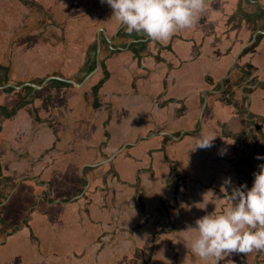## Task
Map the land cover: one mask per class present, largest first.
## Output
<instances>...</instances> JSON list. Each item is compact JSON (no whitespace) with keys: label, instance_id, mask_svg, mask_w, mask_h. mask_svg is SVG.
Masks as SVG:
<instances>
[{"label":"crops","instance_id":"1","mask_svg":"<svg viewBox=\"0 0 264 264\" xmlns=\"http://www.w3.org/2000/svg\"><path fill=\"white\" fill-rule=\"evenodd\" d=\"M261 5L264 0H210L196 28L178 31L171 43L178 42L157 49V41L140 33L134 38L119 22L100 18L84 26L74 23L75 18L54 15L79 29L70 37L68 30L73 29L64 30L54 17L51 24L31 31L26 28L29 11L21 15L18 0L0 2V264H208L187 247L198 235L189 228L196 227L198 218L231 206L221 191L225 180L231 179L228 194L242 186L238 177L250 189L253 173L264 164L257 159L264 157V145L254 140L248 144L255 125L240 128L230 118L237 106L246 111L244 96L256 84L257 73L264 80V19H258L253 34L259 37L257 45L252 44L253 32L243 28L244 20H257ZM225 13H234V21ZM75 43L88 54L76 65L71 56ZM113 47L123 50L112 54ZM236 53L248 54L245 68L248 59L253 65L246 71L238 62L222 93L209 95L200 126L203 91L229 74ZM98 57L101 65L94 66ZM155 68L157 86L163 79L168 84L164 93L124 94V81L128 87L131 76H150ZM120 71L127 79L112 82ZM58 77L84 84L65 85ZM235 83L242 90L233 94ZM38 92L44 95L32 100ZM262 98L263 91L245 113L264 119ZM185 130L194 133L169 138L164 164L151 162L161 152L145 157V151L158 147L146 142L140 155L127 148L115 156L121 146L146 133L179 135ZM202 130L215 138L213 146L194 150ZM111 134L116 140L111 141ZM123 160L134 165V172L115 171ZM178 165L183 169L176 170ZM217 197L223 200L215 209ZM8 207L20 209L11 225L5 223ZM131 211L140 214L134 226L130 219L124 221ZM161 217L162 222L156 221ZM220 264H264V251L231 253Z\"/></svg>","mask_w":264,"mask_h":264},{"label":"clouds","instance_id":"2","mask_svg":"<svg viewBox=\"0 0 264 264\" xmlns=\"http://www.w3.org/2000/svg\"><path fill=\"white\" fill-rule=\"evenodd\" d=\"M114 17L131 34L140 33L153 41L166 43L178 31L192 28L206 10L210 0H101ZM41 92H38L39 94ZM194 150L213 146V138L203 130L195 137ZM193 150V151H194ZM264 159V157H257ZM253 173L250 189L244 184L232 187L231 179L221 185V191L231 201L220 214L215 211L195 221L198 235L187 247L208 264H220L231 253L248 254L264 251V164ZM216 198L215 209L223 200Z\"/></svg>","mask_w":264,"mask_h":264},{"label":"flooded vegetation","instance_id":"3","mask_svg":"<svg viewBox=\"0 0 264 264\" xmlns=\"http://www.w3.org/2000/svg\"><path fill=\"white\" fill-rule=\"evenodd\" d=\"M36 7H34L35 8L34 10H31V9L28 10V9H25L24 7L22 9H19V11H21V15L26 10L29 11L28 12V18H27V19H29L28 20V23L29 24L26 25V28L29 29V30H31V31H34V30H38L39 29L40 23H41V20H42V17L44 15H46V14H47L46 16H48V15H54V13L57 14V12H60V13H63V14H67V17H69V18H75L74 23H81L82 25L84 24V26H86L88 23L93 22L94 20H97L99 18L102 19V21L103 20H108V21H110V22H112L114 24H118V21L114 17H112L113 10L106 3L102 4L101 3V0H67V1L64 0V1H61V2H58V3H54V2H51V1L49 2V0H46L45 2H43V6L41 8H40V6H36ZM19 14H20V12H19ZM233 14H228V16H229L228 19L229 20H233L234 21V18L232 16ZM196 26H197V24H195L192 28H196ZM22 27H23V25H22ZM73 27H74L73 29L78 34V31L77 30H79V29L77 27H75L74 25H73ZM20 30H18V31H20ZM131 34H133V37L134 38H136L138 36V33H134L133 32ZM171 40H172V38L170 40H168L164 44L165 49H169V47H171L174 43L178 42L177 39H174L173 42L171 43ZM156 44L158 45L157 49L159 47L163 46V43L160 44V42H157ZM115 45L116 44L114 43L113 46H115ZM115 48L116 47H113L112 50H115L116 51ZM118 48L121 49V50H123V48H121V47H118ZM109 49H111V48H109ZM235 55L237 56L238 54L236 53ZM71 56H72V59L74 60V64L76 65V60L77 61L78 60H81L84 57L86 59V56H88V54L81 47V43H79L78 45H76V43H75L74 44V47H73V49L71 51ZM236 56L234 58H236ZM231 60L229 61L230 64H231ZM241 61H242V59H241V57H239L238 58L239 64L241 63ZM157 63H158V61H156V63H155L156 67H158L157 66L158 65ZM235 69H237V68L235 67ZM152 72H154L153 75L151 74ZM155 73H157V68L151 70V72L149 74L150 76H145V75H137V76L134 75V76H131V83H130V85L127 87V80H126L122 84V88L121 89L123 91H125L124 94H136V93L150 92V93H148L146 95V96H149V95L153 94V92L156 91V90L164 93L165 90L168 89V87H167L168 84L165 82V79H163L162 81L159 80L158 86H157V83L155 82V78H154ZM210 77H212V76H210ZM124 79H127V78L125 77L124 74L121 73V71L118 72V73H114V75L111 78L112 82L120 81V80H124ZM210 82L213 83V80H210ZM241 84L244 85V83H241ZM124 88H126L127 91L124 90ZM220 88H221L220 85H217V84L216 85H211L210 84V88H207L205 90V91H207V99L209 100V95H210L211 92H213V91H219ZM116 95H117V92L114 93V96H116ZM201 100H202V96H201ZM202 102H204V100H202ZM202 105H203V103H202ZM111 109H112V112H115V115H116L117 114V108H116V106H114L112 104ZM86 112L89 113V114L92 112V110L90 109V107H87ZM198 115H200V114H198ZM50 123L53 124L54 121L53 122H50ZM10 127L11 128H15V125L12 124ZM160 132H166V131H160ZM154 133H157V132H153L152 131V132H150L148 134L146 133L145 134V137H151L152 134H154ZM114 137H115V139H114ZM160 137L165 138V140L163 141V140L159 139V137H152V138H150L148 140H144V141L146 143H149V145H151V146H156V145L157 146H160V148H158V150L159 149H163L162 150L163 153L162 152L161 153H158L160 155L151 156L152 157V161L151 162L162 164L165 161V159H164L165 152H166L167 148H169V146H170L171 143L169 142L170 139L167 136H160ZM116 138H117V135L116 136L114 134H111L110 135L111 141L116 140ZM120 148H122V146ZM155 152H158L157 151V148H154L152 150L149 149V150H147V151L144 152L145 153V157L150 156V154L155 153ZM123 163H124V160L122 161V163L119 162L117 164V167H119V165H123ZM179 169H183V168L178 165L177 168H176V170H179ZM171 171L172 170H170V171L168 170V174H169V172L171 173ZM192 173H193V171H192ZM186 176L187 175L185 173L184 174V177L187 178ZM191 177H192V175H191ZM190 187L191 186H190V183H189L188 189L189 190H193V189H190ZM141 189H145V188L144 187H141ZM144 208L146 210L148 209V207H144ZM129 219L132 221V225L131 226H134L135 224H137L138 222H140V220H138V219H140V214L136 213L135 211L134 212L131 211L130 213H127L126 214V218L124 219V221L127 222V220H129ZM145 220H146V218H144V221ZM162 220L163 219L161 217V219L159 218L156 221H161L162 222ZM133 221H136V223H133ZM168 223H169L168 220L165 219V225H167Z\"/></svg>","mask_w":264,"mask_h":264},{"label":"water","instance_id":"4","mask_svg":"<svg viewBox=\"0 0 264 264\" xmlns=\"http://www.w3.org/2000/svg\"><path fill=\"white\" fill-rule=\"evenodd\" d=\"M262 6V8L261 9H257V12L259 11V14H257V15H255L254 17H255V19H257L256 21H254V22H248L247 20H244V23H243V28H244V30H249V31H251V32H253L252 33V36H251V40H254L253 41V43L252 44H258L259 43V37L258 36H254L253 34L256 32V28H258L259 26H258V19H260V18H262V19H264V6L263 5H261ZM231 9V11H236V9H234V8H230ZM224 15V14H223ZM224 16H226L227 18L229 17L228 16V14H226L225 13V15ZM242 30V29H241ZM240 30V31H241ZM258 31V30H257ZM84 33L87 35L88 33H89V30L88 29H85V31H84ZM93 45V44H92ZM102 44L99 42L98 43V47H97V49H99V56H101V48H102ZM110 50V52L112 53V54H114V52H122V50L121 49H119V50H117V51H115V50H112V49H109ZM244 50H246V49H244ZM243 50V51H244ZM242 51V52H243ZM248 54H246V53H239L237 56H236V58H235V60H234V62L232 63V66H231V69H230V72H229V74L226 76V77H224V78H221L220 79V81H219V85H220V87H221V89L219 90V91H213V92H211L210 94H214V95H219V94H221L222 93V91L226 88V86H227V82L229 81V78H231V75H232V73H233V71H234V69H235V67H236V64H237V62H238V58L239 57H241V59H242V61H241V64H243V68L247 71L248 69H249V66H251L252 67V65L253 64H251V63H248V62H251V61H249L250 59H248V62H247V67L245 68L244 67V61H245V59H244V57L245 56H247ZM243 59H244V61H243ZM101 59L99 60V57H98V62L97 63H95L94 64V66H100L101 65ZM109 62H112V60H110ZM254 70L256 71V72H259V70L257 69V68H254ZM260 74L261 73H257V75H256V77L258 78V79H256V84L255 85H252L249 89V91H250V93L247 95V96H244V98L245 99H247V103H246V105H245V110L246 111H244V112H241L242 111V106H237V111L236 112H233L232 111V113H231V122L232 123H236V122H238L239 123V125H240V128H244V126L246 125V127H248V128H251L253 125H255V134L253 135V137L249 140V142H248V144H250V142L252 141V140H254V141H256V142H258V144H260V145H264V139H263V137H262V135H263V133H264V119H263V117L260 115V114H253L252 113V115H255L256 116V119L255 118H252V117H250V115L249 114H246V113H250V107H251V105L254 103V96H258L262 91L264 92V80H259V77H260ZM58 78H60L62 81H63V83L66 85L67 83H72V84H75V86H77V87H81L84 83H82V84H80V83H75L73 80H71V79H65L64 77H58ZM86 78V77H85ZM85 80V79H84ZM89 79H87V81H88ZM67 82V83H66ZM32 87H38L39 89L41 88V86L39 87L38 85H32ZM41 90H42V88H41ZM236 91H241L240 90V88H239V83H235L234 85H232V93L234 94ZM37 95V93L35 94H32L31 95V98H32V100H34V97ZM203 100H204V102H203V105H202V110H201V112H200V115H199V123H200V126L202 125L203 126V122H204V116H205V113H206V110H207V107H208V99H207V91H204V98H203ZM261 101L264 103V98H262L261 99ZM5 102H7V103H10V99H8V100H6ZM237 112H239V115H237ZM241 112V113H240ZM246 112V113H245ZM245 116V120H241V118L242 117H244ZM261 121L260 123H259V125H258V121ZM261 128V130H259L258 131V129H260ZM247 133H249L250 134V132L249 131H246ZM194 132H191V131H188V130H185V131H183V132H180V134L179 135H174V134H172V133H170V132H157V133H154V134H152V136L151 137H145L144 135L143 136H141L138 140H136L134 143H127V144H125L124 146H122V148H120L119 149V151L115 154V156L117 155V154H119V153H121V152H123L125 149H127V148H136L137 149V152H138V155H140L139 153L143 150V149H145V141L144 140H148V139H150V138H152V137H160V136H167L168 138H170L171 140H179L180 138H182L185 134L186 135H191V134H193ZM236 134V133H235ZM244 135L246 136V138H248V136H247V134L246 133H244ZM243 135V136H244ZM158 148H160V146H158L157 147V151L158 152H162V150L163 149H159L158 150ZM254 148L258 151L259 150V148H258V146L256 145V146H254ZM242 151H243V149H242ZM114 157V156H113ZM112 157V158H113ZM123 165H124V169H121L120 167H115V171L117 172V173H120V171L119 170H121V173H125V174H130L132 171V167L129 165V162L128 161H125L124 163H123ZM89 167H93V166H89ZM83 170H85V169H83ZM83 177H84V180L88 183L89 182V179L87 178V176H86V172L84 173V171H83ZM238 180L240 179V182H241V184L243 185V184H245L246 182H245V180L243 179V178H237ZM25 180H23L22 182H24ZM22 182H20V183H22ZM247 184V183H246ZM247 187H248V185H247ZM46 189L48 190V186H46ZM248 189H249V187H248ZM58 203H65V202H63V201H58ZM5 214H8V219H5V223H6V225H11L12 223H13V221H16V217L20 214V209H19V207H16V209H11L10 207H8L7 208V210L5 211Z\"/></svg>","mask_w":264,"mask_h":264},{"label":"rangeland","instance_id":"5","mask_svg":"<svg viewBox=\"0 0 264 264\" xmlns=\"http://www.w3.org/2000/svg\"><path fill=\"white\" fill-rule=\"evenodd\" d=\"M19 1V3H20V9H22L23 7L25 8V9H31V10H34L35 8L34 7H36V6H40V8L43 6V3H41L39 0H30V2H28L27 4H26V2L24 1V0H18ZM0 2H3V0H0ZM37 8V7H36ZM17 9H18V7H17ZM47 15V14H46ZM46 15H44L43 17H42V20H41V23H40V25L42 26V25H45L46 26V24H49L50 22H51V19L54 17V15L55 16H57V15H60L61 16V18H69V17H67V14H63V13H60V12H57V14H55L54 13V15H48L47 16V19H46ZM59 16V17H60ZM55 18V22H57V24H61L62 22H60L59 21V19H56L57 17H54ZM45 19H46V21H45ZM70 19V18H69ZM46 22V23H45ZM51 24V23H50ZM60 26V25H59ZM62 27L64 28V30L65 29H73L74 27H72L71 25L69 26V22L68 21H66V23H62ZM73 32H74V29L73 30H68V37H70V35L71 36H73L74 34H73ZM63 38H65V37H63ZM71 87V86H70ZM39 94H43L44 95V93H39ZM125 161V160H124ZM119 167L121 168V169H124V165H119ZM131 167H132V172H134V170H135V167H134V165H131ZM131 172V173H132Z\"/></svg>","mask_w":264,"mask_h":264}]
</instances>
